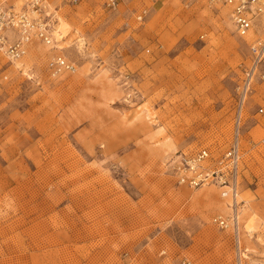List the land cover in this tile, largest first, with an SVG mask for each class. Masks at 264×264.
I'll use <instances>...</instances> for the list:
<instances>
[{
  "label": "rangeland",
  "instance_id": "1",
  "mask_svg": "<svg viewBox=\"0 0 264 264\" xmlns=\"http://www.w3.org/2000/svg\"><path fill=\"white\" fill-rule=\"evenodd\" d=\"M41 7L63 39L0 51V264H264V83L240 119L238 238L211 223L216 188L179 184L173 164L229 147L264 13L241 38L231 7L206 0ZM58 56L73 71L53 75Z\"/></svg>",
  "mask_w": 264,
  "mask_h": 264
},
{
  "label": "built area",
  "instance_id": "2",
  "mask_svg": "<svg viewBox=\"0 0 264 264\" xmlns=\"http://www.w3.org/2000/svg\"><path fill=\"white\" fill-rule=\"evenodd\" d=\"M151 1V0H150ZM191 1V0H188ZM210 3H222L231 7V20L234 32L244 38L253 30L255 19L264 13V0H206ZM121 0H105V7L115 10ZM42 0H29L18 8L12 0H0V51L10 61H17L26 52V46L32 38L45 44L51 43L53 20L42 14ZM146 10L143 9L137 19L141 20ZM48 69L53 75L62 71H73L72 64L58 56L48 63ZM242 77L237 85L236 126L240 123L239 110L245 103L248 94L255 83H264V38L255 40L249 47L248 63L242 69ZM258 115H264V108L257 109ZM235 135L229 147L220 155L214 157L206 148H201L190 155L180 157V165L176 174L178 182L189 188H201L211 184L220 189V198L230 199L232 205L230 215L223 217L215 215L211 223L219 230L236 228L237 189L239 185L241 146L239 134ZM257 146L264 147V138Z\"/></svg>",
  "mask_w": 264,
  "mask_h": 264
},
{
  "label": "bare ground",
  "instance_id": "3",
  "mask_svg": "<svg viewBox=\"0 0 264 264\" xmlns=\"http://www.w3.org/2000/svg\"><path fill=\"white\" fill-rule=\"evenodd\" d=\"M25 1H27V0H25ZM217 4V3H216ZM222 4V3H221ZM223 5V4H222ZM228 7H230V6H228ZM53 29H54V31H53ZM67 32V26H66V24H64L62 21H60V23H59V25L58 26H56L55 28H52V31H51V36H52V39H53V41H55V42H57V41H60V40H62L63 39V35L65 34ZM55 47V46H54ZM26 49H27V46H26ZM244 113H245V103L242 105V107H241V109L239 110V116H243L244 115ZM255 116H262V115H258L257 114V110H256V112H255ZM241 126H242V122H240L239 123V125H238V127L236 126V129L238 128V130H237V132H238V134H240V129H241ZM240 140H241V136H240ZM242 141V140H241ZM241 145V144H240ZM175 166H174V168H175V171H178V168H179V165H180V161H175L174 163H173ZM179 172V171H178ZM178 176H179V174L177 175V178H178ZM210 187H214V188H216V190L218 191V193L220 194V189L217 187V186H215V185H213V184H211V185H209ZM204 187V186H203ZM193 189H195V188H193ZM237 194H239L238 193V189H237ZM209 191H207L206 193H204V198H203V200L204 201H206V202H208L209 201ZM211 202L209 201V204H210ZM219 203V205H221V208L223 209V208H225L226 209V211L225 212H223V213H218V215H220V216H223V217H226V216H228V215H230V211H231V208L229 207V206H231L232 205V202H231V200L230 199H225V200H221L220 202H218ZM240 203L241 202H239L238 201V195H237V199H236V204H238V205H240ZM239 207H238V209L236 210L237 211V225H236V228H228V230H224V231H229V232H231L232 234H234V235H236V237L238 238L239 237ZM244 218V214H241V216H240V219L242 220ZM234 239H235V236H234ZM239 240V239H238Z\"/></svg>",
  "mask_w": 264,
  "mask_h": 264
}]
</instances>
